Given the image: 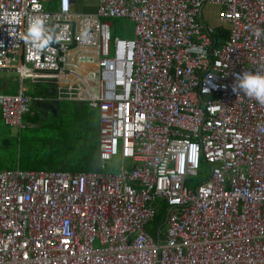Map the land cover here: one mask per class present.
Wrapping results in <instances>:
<instances>
[{"label":"built area","instance_id":"built-area-1","mask_svg":"<svg viewBox=\"0 0 264 264\" xmlns=\"http://www.w3.org/2000/svg\"><path fill=\"white\" fill-rule=\"evenodd\" d=\"M74 6L0 0V71L73 82L98 113L99 163L121 168L0 171V264H264V106L231 88L264 69V0ZM120 19L133 38L112 36ZM31 104L0 95V121L23 129ZM162 205L165 231L149 229Z\"/></svg>","mask_w":264,"mask_h":264},{"label":"rangeland","instance_id":"rangeland-1","mask_svg":"<svg viewBox=\"0 0 264 264\" xmlns=\"http://www.w3.org/2000/svg\"><path fill=\"white\" fill-rule=\"evenodd\" d=\"M45 8L51 6L52 9L56 8V0H40ZM97 7V0H75L74 11L81 14H94ZM218 8L210 5H203L201 8V15L203 20L207 25L214 28L216 32L221 31V29L228 30L230 25L228 23L220 22L217 19ZM112 22V36L121 37L123 39H131L134 36V25L128 19L113 20ZM86 70L85 67H81L79 74ZM37 77L26 79L20 81L18 75L9 71H0V95H12L17 92V89L23 90L24 93L30 97L32 102L40 98H44L52 104L54 100L60 101V109H64L65 113L58 116L55 119L40 118L38 121H34L30 118V115L26 114L23 118V123L25 127L23 130L11 129L5 127L2 122H0V133L8 132L11 136L16 137L17 148H28L33 147L40 138H49L52 140H70L78 136L79 129L76 124L74 115H70L71 112L69 108V101H76V87L74 83L60 84L55 82L53 79L43 78L41 74H37ZM6 89L3 90L2 86ZM45 104L48 105V102ZM33 105L31 106L32 109ZM74 110V109H73ZM69 112V113H68ZM85 115H89L88 123L93 126V131H97V114L95 111H88L85 109ZM70 116V117H69ZM52 117V116H51ZM80 135V134H79ZM89 135V134H88ZM14 166H10L8 169L0 167V171H10L13 170ZM121 168V158L114 157L107 163L103 165L98 164L97 169L89 171H98L101 173L105 172H115ZM22 171V169H21ZM36 172V171H33ZM50 172V171H49ZM86 172V171H85ZM208 167L206 165L200 164L199 173L197 178H193L194 183L202 181L207 175ZM164 210L161 218L152 221L151 225L148 227L156 228L161 225V231H165L166 227L163 224Z\"/></svg>","mask_w":264,"mask_h":264},{"label":"trees","instance_id":"trees-1","mask_svg":"<svg viewBox=\"0 0 264 264\" xmlns=\"http://www.w3.org/2000/svg\"><path fill=\"white\" fill-rule=\"evenodd\" d=\"M59 104L53 109L54 116L34 106L32 109L30 107L28 115L34 121L48 117L55 119L65 113L64 109H60ZM68 104L70 115H74L80 135L78 134L69 141L57 139L49 141V138H40L33 147L17 148L16 137L8 132L0 133V167L8 169L14 166L22 171H67L71 173L97 169L100 164L97 133L93 131L92 124L88 123L89 115H85V109L90 110L85 106L78 108L73 101H69ZM163 210L162 205L154 221L161 218ZM149 231L153 234L152 230Z\"/></svg>","mask_w":264,"mask_h":264},{"label":"clouds","instance_id":"clouds-1","mask_svg":"<svg viewBox=\"0 0 264 264\" xmlns=\"http://www.w3.org/2000/svg\"><path fill=\"white\" fill-rule=\"evenodd\" d=\"M254 34L259 38L264 35V30L257 29ZM231 88L237 96L242 93V95L254 100L257 104L264 106V69L256 71L245 70L236 74ZM33 104L32 102L31 106Z\"/></svg>","mask_w":264,"mask_h":264},{"label":"crops","instance_id":"crops-1","mask_svg":"<svg viewBox=\"0 0 264 264\" xmlns=\"http://www.w3.org/2000/svg\"><path fill=\"white\" fill-rule=\"evenodd\" d=\"M46 10L47 11H56L57 10V0H56V8L55 9H52L51 8V6H48V8H46ZM86 14V13H85ZM89 15H92V14H89ZM111 24H112V22H111ZM112 26H113V24H112ZM114 27V26H113ZM83 67H85L86 68V70L87 71H90V70H93V67H88V66H83ZM79 70L80 69H77V73L76 74H79ZM72 82V81H71ZM73 83V82H72ZM2 89L3 90H5L6 89V87L3 85L2 86ZM20 92V90L19 89H17V92L16 93H14V94H12V95H9V96H13V95H17L18 93ZM23 93H24V91H23ZM25 94V93H24ZM26 95V94H25ZM3 96H7V95H3ZM36 101H38V102H40V105L42 106V107H48V106H50V108H54V107H56L57 106V104L58 103H60V101L59 100H54V102H52V104H49V101L48 100H45L44 98H40V99H38V100H36ZM46 102H48V105L47 104H45ZM73 102H75V101H73ZM33 103H35V102H33ZM34 105V107L35 108H37V109H40L39 108V106L37 107V106H35V104H33ZM45 105V106H44ZM87 107L90 111H95L96 112V114H97V123H98V113H97V111L96 110H92V109H90L86 104H82V105H78L77 107L78 108H81V107ZM48 110H51V109H48ZM50 113H52V115L54 114V111H49ZM54 116V115H53ZM1 122V121H0ZM95 133H97V139H98V125H97V131L95 132ZM16 169H18V168H16ZM16 169H13V170H16ZM20 170V169H19ZM10 171H12V170H10ZM44 172H46V171H44ZM47 172H49V171H47ZM88 172H90V171H88ZM91 172H98V171H91Z\"/></svg>","mask_w":264,"mask_h":264},{"label":"water","instance_id":"water-1","mask_svg":"<svg viewBox=\"0 0 264 264\" xmlns=\"http://www.w3.org/2000/svg\"><path fill=\"white\" fill-rule=\"evenodd\" d=\"M35 106H39L40 105V102H38V101H35ZM75 104H76V106H78V105H82L83 103L82 102H80V101H75ZM45 106V105H44ZM48 109H50V106H48Z\"/></svg>","mask_w":264,"mask_h":264},{"label":"flooded vegetation","instance_id":"flooded-vegetation-1","mask_svg":"<svg viewBox=\"0 0 264 264\" xmlns=\"http://www.w3.org/2000/svg\"><path fill=\"white\" fill-rule=\"evenodd\" d=\"M33 106H34V105H33ZM39 108H40L39 110L46 111V112H48V113H50L49 111H51V110L53 111V109H54V108H53V109L50 108L51 110H48V107H42L41 105L39 106Z\"/></svg>","mask_w":264,"mask_h":264},{"label":"bare ground","instance_id":"bare-ground-1","mask_svg":"<svg viewBox=\"0 0 264 264\" xmlns=\"http://www.w3.org/2000/svg\"><path fill=\"white\" fill-rule=\"evenodd\" d=\"M71 82V81H70Z\"/></svg>","mask_w":264,"mask_h":264}]
</instances>
